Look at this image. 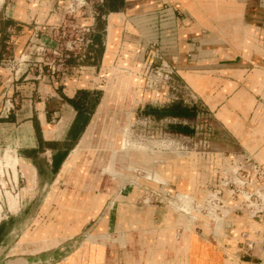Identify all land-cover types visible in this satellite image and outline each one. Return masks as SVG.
<instances>
[{"label": "crops", "instance_id": "1", "mask_svg": "<svg viewBox=\"0 0 264 264\" xmlns=\"http://www.w3.org/2000/svg\"><path fill=\"white\" fill-rule=\"evenodd\" d=\"M20 5L25 20L32 3ZM110 14L100 64L45 77L23 117L7 123L23 181L19 203L34 214L15 233H1L0 222V264H264V0H124ZM125 31L145 45L158 41L221 122L213 137L202 126L201 153L166 160L168 190L161 191L190 196L183 214L151 202L154 193L135 183L118 189L99 171L73 174L95 115L106 100H119L109 91L90 112L91 91L112 81L114 61L133 68L143 58L137 40L125 41L132 51H118ZM193 197L203 202L199 209Z\"/></svg>", "mask_w": 264, "mask_h": 264}, {"label": "rangeland", "instance_id": "2", "mask_svg": "<svg viewBox=\"0 0 264 264\" xmlns=\"http://www.w3.org/2000/svg\"><path fill=\"white\" fill-rule=\"evenodd\" d=\"M25 1L32 6L25 8L26 17L21 20L18 9ZM109 1L0 0V222L4 226L3 234L23 228L34 214L28 211L29 207L24 214L19 203L18 193L23 181L19 179L15 156L9 146L11 125L7 123L23 117L20 111L27 100L35 96L39 82L45 77L51 75L60 79L77 75L89 65L100 64L105 42L109 40L110 28L106 26L112 12L108 10ZM124 18L127 26V18ZM121 38L123 45H119V52L132 51L134 47L125 41L135 43L137 40L135 51L141 54L144 47L143 58L136 60L133 68L128 66L130 61L121 64L124 66L114 61L110 66L116 67L112 68V81L104 88L102 83L99 89L91 91L90 112L109 91L120 101L106 100L95 115L90 126L91 136L80 155L82 164L75 167L73 174L83 176L93 169L111 177L112 186L118 184V189L130 179H138L159 191L168 190L170 173L166 160L169 154L180 159L191 152L201 153V141L206 140L205 135L201 137L202 126L211 127L208 136L213 137L211 132L221 127V122L213 113H200L207 108L205 101L172 68L165 54L159 52L158 41L147 38L145 45L146 38H135L127 31ZM119 91H122L121 96ZM174 103L197 109L196 116L192 119L158 118L148 113L149 109ZM172 124H183L195 132L186 135L173 131ZM71 156H76L75 151ZM181 168L177 165L175 171L182 175ZM162 193L167 199L153 194L154 199L150 201L173 206L182 214L184 206L190 205V196L182 190ZM14 197L16 206L11 204ZM195 198H191V206L199 209L203 202ZM198 219L193 218L191 222Z\"/></svg>", "mask_w": 264, "mask_h": 264}, {"label": "trees", "instance_id": "3", "mask_svg": "<svg viewBox=\"0 0 264 264\" xmlns=\"http://www.w3.org/2000/svg\"><path fill=\"white\" fill-rule=\"evenodd\" d=\"M124 0H110L108 3L109 11H118L123 7ZM197 109L193 107H186L179 103H174L170 106H166L164 108H152L149 109L148 113L153 114L158 118L164 117H177V118H194L196 116ZM208 108L203 109L200 113H209ZM171 130L182 132L186 135L192 134L194 131L188 126L183 124H172L170 126ZM195 132V131H194Z\"/></svg>", "mask_w": 264, "mask_h": 264}, {"label": "water", "instance_id": "4", "mask_svg": "<svg viewBox=\"0 0 264 264\" xmlns=\"http://www.w3.org/2000/svg\"><path fill=\"white\" fill-rule=\"evenodd\" d=\"M127 183H135L136 185L140 186L141 188L146 189V190H149L152 193L158 195L159 197H161L163 199H167V196L165 194H163L161 191H159L158 189H155V188L149 186L146 183L141 182L138 179H130ZM124 185L125 184L120 185V188L119 189H121Z\"/></svg>", "mask_w": 264, "mask_h": 264}, {"label": "built area", "instance_id": "5", "mask_svg": "<svg viewBox=\"0 0 264 264\" xmlns=\"http://www.w3.org/2000/svg\"><path fill=\"white\" fill-rule=\"evenodd\" d=\"M202 114L204 115V114H207V113H202ZM203 115H202V116H203ZM185 137H191V136H185ZM244 248H245V249H244L245 251H249V250L252 248V244L249 243V242H247V243L245 244Z\"/></svg>", "mask_w": 264, "mask_h": 264}, {"label": "bare ground", "instance_id": "6", "mask_svg": "<svg viewBox=\"0 0 264 264\" xmlns=\"http://www.w3.org/2000/svg\"><path fill=\"white\" fill-rule=\"evenodd\" d=\"M131 80H132V79H131ZM128 84H130V82H129Z\"/></svg>", "mask_w": 264, "mask_h": 264}]
</instances>
